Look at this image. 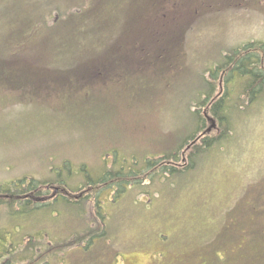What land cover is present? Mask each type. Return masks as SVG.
Here are the masks:
<instances>
[{
	"label": "rangeland",
	"instance_id": "rangeland-1",
	"mask_svg": "<svg viewBox=\"0 0 264 264\" xmlns=\"http://www.w3.org/2000/svg\"><path fill=\"white\" fill-rule=\"evenodd\" d=\"M20 1L6 10L46 13L21 51L34 72L0 78V186L53 197L1 210L6 234L47 264H264V103L233 108V132L207 114L223 56L264 43V0H156L144 18L146 0Z\"/></svg>",
	"mask_w": 264,
	"mask_h": 264
},
{
	"label": "trees",
	"instance_id": "trees-1",
	"mask_svg": "<svg viewBox=\"0 0 264 264\" xmlns=\"http://www.w3.org/2000/svg\"><path fill=\"white\" fill-rule=\"evenodd\" d=\"M17 1L21 3L20 0ZM146 1L147 3L140 7V13H142L143 18L148 11V5H152L156 0ZM5 2L6 0H0V28H2L0 29V78L2 79V77L5 76L6 78L8 77L7 79L10 81L11 79H14L12 76H16L18 72L24 70L27 74L34 72L33 70L31 71L27 68L23 69L20 67V62L24 61L21 59V51L22 47H26L24 45H27L29 39L35 38V35L31 33L32 29L38 31V34L39 30L43 29H38L39 27L36 25L38 24L36 19L46 12H37L36 9L29 8L31 12H28L29 17L25 18L22 17L24 14L18 11L19 5L15 10L7 11ZM23 2L27 3V1L24 0ZM144 7L147 9H144ZM111 24L114 26L116 23L113 22ZM79 46L81 47L82 45L79 44ZM83 48H85V46H83ZM95 50H97V48ZM28 62L29 61H27V63ZM219 70H222L225 74L224 92L217 96L215 100H210L209 111H207V114L215 122L216 118L220 127L226 126L227 130L233 132L234 128L231 127L233 126L231 120V118H233L231 117L233 108L238 110L240 116V113H244V110H241L243 102L246 101V105L248 106H256L260 103H264V43L261 41H254L253 43H247L230 50L226 56H223V60L218 65L217 71ZM211 74L213 75L215 73ZM210 96V93H208L199 105L206 104L207 102L205 103V101L208 100ZM198 111L197 108L195 113L196 117L201 122H204L206 114L201 116ZM209 112L213 115L209 114ZM231 128L232 130H230ZM196 132L194 134H196ZM223 133H226V131ZM216 140H219V138H209L207 135L202 138V141L206 146H210L211 143ZM96 181H92L93 183L91 184L95 185L99 182H102L103 184L107 183L102 179H99V182ZM41 186L42 184L37 180L31 179L30 181H26L25 178L18 179V183H7L6 185L0 186V192L3 193L4 191L11 193L10 196H7V199L2 193H0L3 196L1 197L0 195V211L2 210V212H4V210L7 209L9 215L13 216L12 218H16L19 215L29 213L32 209L29 207L31 204H33V207L37 208L44 207L46 204H43V201L48 200L53 196H41L39 198L41 203H31L30 199L26 196V193H30V195L33 196L32 191L36 195H42L45 192L42 191ZM61 197L64 200L68 199L65 198V196ZM15 202H18V207L14 209ZM6 233L8 232L5 228L0 226V264H29L34 258L36 261L35 264L48 263V256H45L44 258L34 257V255L30 254V250L24 248L22 240L19 242L13 241L15 238H11V233ZM43 248H41V250Z\"/></svg>",
	"mask_w": 264,
	"mask_h": 264
}]
</instances>
